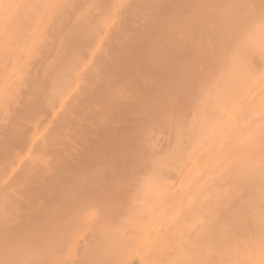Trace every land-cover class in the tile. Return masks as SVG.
I'll return each instance as SVG.
<instances>
[{
  "label": "bare ground",
  "instance_id": "obj_1",
  "mask_svg": "<svg viewBox=\"0 0 264 264\" xmlns=\"http://www.w3.org/2000/svg\"><path fill=\"white\" fill-rule=\"evenodd\" d=\"M0 264H264V0H0Z\"/></svg>",
  "mask_w": 264,
  "mask_h": 264
}]
</instances>
